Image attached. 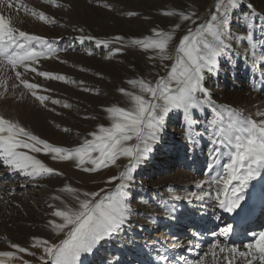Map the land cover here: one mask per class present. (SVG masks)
Returning a JSON list of instances; mask_svg holds the SVG:
<instances>
[{
  "label": "rangeland",
  "instance_id": "obj_1",
  "mask_svg": "<svg viewBox=\"0 0 264 264\" xmlns=\"http://www.w3.org/2000/svg\"><path fill=\"white\" fill-rule=\"evenodd\" d=\"M34 1L23 0V3L33 5L37 11L45 12L56 21L54 24H45L26 14L23 9L20 10L19 29L45 37L55 49V55L51 59H41L40 65L59 64L64 67L63 75L68 74L83 83L81 87L70 85L65 88L67 96L64 102L70 103V107L65 110L67 113L73 112L72 121L60 127L53 123L54 103L50 97L43 105L31 94L25 95L23 99L19 96L10 97V99H14L20 117L22 111L25 115L29 113V120L22 121L25 124L18 118L26 129L54 146L70 149L81 146L85 139H91L90 133L97 131L99 126H110L111 122L107 118L105 108L131 106L128 98L120 92L121 88L135 91L128 84L129 80L144 79L155 82L161 76H166L175 62L176 47L183 35L187 34L189 28L196 29L200 25L210 23L211 17L217 15V6L221 2V0H57V3L63 7H56L44 3L43 0ZM239 4L240 6L236 9L229 10L228 28L233 37L241 39L230 41L231 48L217 58V65L213 71L205 72L203 83L209 90L214 105L224 112L225 117L228 115L225 109L231 108L245 116L260 119L254 114L257 111H264V66L259 61L253 65L250 54L253 43L257 46L258 54L261 51L260 45L264 43V0H239ZM248 4L252 5L251 9L247 7ZM165 11L194 14L196 23L189 21L188 24L178 16H165L163 15ZM253 12L255 13L252 16L253 28L251 29L253 40L250 41L242 38L247 35V17ZM177 23L182 26L175 31L174 39L169 47V54L173 56L172 60L162 62L159 59H151L150 57L155 56L154 52H146L130 43L133 39L152 36L153 29L173 31ZM82 36H91L99 40H113L116 36H122L124 39L119 43L114 41L106 48L103 45L97 46L95 39H85L81 43ZM50 68L54 69L53 66ZM42 71L61 76V73L56 70L42 69ZM76 90H79L80 97L74 96ZM40 92L43 94L38 95L47 96L45 90L41 89ZM62 103L60 102V105ZM0 104H3L2 100ZM72 106L75 108L71 109ZM0 111L4 116L7 113V110ZM7 115L6 118L9 117ZM214 119L215 112L210 106L191 109L187 115L182 109L175 108L163 114L161 130L156 134V140L151 142V150L148 152H152L155 159L151 162L141 161L132 173L133 179L128 182V187L125 189L128 193L127 202L131 206L129 220L118 232L103 240L90 254V258L96 249L104 247L105 255L110 256L109 261L115 264L117 263L115 254L118 249L121 250V257H125L124 251L132 254L128 259L133 255L137 259L146 258L144 255H151L153 264L157 261L162 264L163 261L159 257L162 253L164 254L163 251L168 246L165 241L169 239L167 238L169 235L164 233L167 226L174 224L177 225L178 230H181L185 215L192 212L195 215L199 213L198 219H200L207 214L209 205L216 206L214 200L205 198L200 201L190 195L192 193L199 195L208 190L207 184H204L203 188H198L197 185L203 182L202 178L207 179L210 175L207 166L210 162V152L214 147L211 142ZM189 147H193L195 153L200 156L197 158V166L192 167V157L187 151L184 163L178 166L173 165L177 168L167 171V175H170L178 169L183 170L186 177L178 179L177 184L158 185L162 175L158 177V174H154L160 168L156 166V160L168 155L170 161H177L181 156V149L186 151ZM221 150L226 151V149ZM29 154L40 159L60 175L30 177L22 171L9 172L14 179L19 177L14 181L10 178L3 183L4 186L0 187V251L15 252L10 245L19 244L29 248L36 255L28 256L20 253L17 255L23 256L25 260L30 261V264H40L41 250L31 248L33 238L58 243L63 236L56 235L49 224V221L59 222L52 213L65 204L75 206L71 195L61 192L60 189L70 185L82 192H95L102 188L112 192L119 181L116 184H109L107 181L110 177L118 175L128 161L126 158H121L117 166L95 173H85L75 166L74 161H55L43 152H29ZM224 159L226 161V158ZM0 162L4 163L2 159ZM8 170L10 167L5 165L3 171L8 172ZM21 174H24L22 179ZM193 177L198 180L197 184L194 183ZM260 177L261 175L258 177L259 180L256 178L251 181L249 184L251 186L245 190L244 197L249 192H251L250 195L258 192L261 178H263ZM43 189H49L50 193L43 196L39 193L37 196L31 195L37 191L42 192ZM30 195L34 198L29 199ZM54 196H60L61 199L55 200ZM174 196H181L182 199L175 200ZM245 204L253 208L259 206L258 201L249 205L247 200L243 199L240 207ZM200 222L202 219L197 221V225ZM193 227L194 225L191 228ZM88 254H82L80 264L87 261ZM167 254L170 257V264L179 263L172 259V252ZM183 257L181 254L176 258L182 260ZM96 259L98 261L96 264H100L102 259L99 257ZM0 261L3 264H20L19 261H7L4 258H0ZM207 264H211L210 256ZM237 264H243V261L237 260Z\"/></svg>",
  "mask_w": 264,
  "mask_h": 264
},
{
  "label": "snow or ice",
  "instance_id": "obj_2",
  "mask_svg": "<svg viewBox=\"0 0 264 264\" xmlns=\"http://www.w3.org/2000/svg\"><path fill=\"white\" fill-rule=\"evenodd\" d=\"M44 3L63 7L57 0H43ZM239 0H221L217 6V15L211 17V22L200 25L196 29L189 28L176 47L175 62L166 76L157 81L131 79L128 84L135 91L120 89L122 95L128 98L130 107L109 106L104 109L108 114L110 126H99L97 131L90 133L91 139H85L83 144L75 149L54 146L26 129L18 120L6 118L0 113V159L10 168L22 171L26 176L60 175L48 167L31 153L50 155L55 161H74L75 166L85 173H95L102 169L117 166L121 158L128 163L118 175L109 178L107 183L116 184L112 192L100 189L95 192L81 191L65 186L60 191L71 195L75 206L65 204L57 208L52 215L59 222L49 221L52 230L63 238L58 242L33 238L31 248L41 250L40 264H80L81 256L92 253L103 240L118 232L129 220L131 206L127 202L128 193L125 189L133 179L132 173L137 165L146 158L151 150V142L157 138L162 127L163 114L170 109H182L187 115L191 109L212 107L215 119L212 121L211 142L214 145L210 152V162L207 171L208 178L197 185L208 190L201 194H190L196 200L205 198L214 200L224 212L233 213L240 207L244 192L252 180L264 173V111H257L252 116H245L235 109H225L228 115L218 110L212 101L209 90L204 87L205 72H211L217 65V58L231 48L233 37L228 28L230 9L239 7ZM252 8L251 4L247 5ZM5 9L7 13H5ZM21 9L32 18L45 24L56 21L45 14L23 3V0H0V100L15 98L23 99L31 94L41 105L49 97L38 95L40 86L29 82L25 73L32 72L49 80L69 82L66 77L39 71L36 65L43 58L51 59L55 49L45 37L20 30L14 25L12 10ZM165 16H178L182 21L195 24L194 14L165 11ZM252 15L247 17V35L242 39L253 40ZM177 23L173 31L153 29V35L144 39H133L132 45H137L144 51H152L151 59L160 61L172 60L169 47L174 39L175 31L179 30ZM83 31V29H81ZM94 37H80L81 43ZM124 39L116 36L113 40L95 39L97 46L109 47L114 41L119 43ZM256 44L251 45L250 59L255 65L257 61L264 66V43L260 45L258 54ZM119 51V49H117ZM73 83H75L73 81ZM19 89V93H17ZM59 104L60 101L53 100ZM64 107H70L65 104ZM68 131V129H64ZM134 143H130L133 142ZM24 149L28 151H23ZM221 149H226L222 151ZM226 158V161L225 159ZM90 165V166H88ZM103 193V195H102ZM53 199L60 200V196ZM173 199L181 200V196ZM191 202V200H189ZM174 211V209H173ZM233 232L231 226L223 228L220 235L227 240ZM189 241V244H193ZM13 251H0V258L7 261H19L20 264H30L23 256H35L29 248L12 243ZM246 251L239 247L222 243L216 239L208 251L199 259L186 261V264H207L209 256L211 264H264V232L256 235L253 242L244 245ZM161 261L167 257L161 255ZM0 264H3L0 261Z\"/></svg>",
  "mask_w": 264,
  "mask_h": 264
},
{
  "label": "bare ground",
  "instance_id": "obj_3",
  "mask_svg": "<svg viewBox=\"0 0 264 264\" xmlns=\"http://www.w3.org/2000/svg\"><path fill=\"white\" fill-rule=\"evenodd\" d=\"M14 2H18V0H14ZM24 2H26V1H24ZM27 3H29V2H27ZM26 5H28L30 8H35V7H33V5H30V4H26ZM51 7H49L50 10H53ZM5 13L8 14L6 9H5ZM11 15L13 16L14 25L19 28L21 26L20 11L16 12L15 9H13L11 12ZM22 16H23V14H22ZM23 19H26V18H23ZM184 25H186V24H184ZM49 65L53 66L54 69H51ZM36 67L39 71H42V69L56 70V71L61 73V76L66 77L67 80L69 81V82H64V81L54 80V79L49 80V79H46L44 77L37 76L35 73H30V72L25 73V78L27 80H29V82L36 83L40 86V88L37 90V94H43L42 92H40V90L42 89V90L46 91L45 92L46 95L48 97H50L52 101L58 100L60 102H63L62 105H60V103L54 104V108H53V112H52L53 123L57 124L58 127L66 124V123H70L72 121L71 114L73 112L67 113V111L65 110V108H68V107H64V105L65 104L70 105L69 102H64V101H66L65 96H67V93H66L67 91L65 90V88L69 87L70 85H74V86L76 85L77 87L78 86L81 87V84L83 82L79 79H76V80L73 79L68 74L63 75L64 67H61L59 64H53L52 65L49 63H44V64L40 65V63H38L36 65ZM73 81L75 83H73ZM19 91L20 90L17 89V93H19ZM80 95L81 94H80L79 90H76L74 93V96L80 97ZM17 96H19V95H17ZM2 101H3V104H0V110L1 109L7 110L6 115L7 114L9 115L8 118L14 119V120H18V118H19L21 123H23L22 121L25 122V121L29 120V117H28L29 113H27L25 115V114H23V111H22L21 117H20V115H18L14 99L8 98L7 100H2ZM72 108H75V106H72L71 109ZM6 115H5V117H6ZM23 124H25V123H23ZM78 128L81 129V127H78ZM181 150H182L181 156H179L177 161L176 160L170 161V156H168V155L166 157L159 158L158 161L156 160V166L158 168L160 166V168L158 169V171H155L154 174H158V177L162 175V178L160 180H158L159 181L158 185L164 186V185L177 184L176 182L178 181V179L186 177L185 172L183 170L178 169L175 171V173L170 174V175H167V171L171 170V169L173 170L175 167L177 168L178 165L183 164L184 160H185V158H184L185 153L186 154L188 153L187 151H189V154L192 157V161H191L192 165H193L192 167L197 166V158H200V156L195 153V149H193V147H189L188 149H186V151H184L183 148ZM145 156H146V158L143 160H148L151 162V160L155 159L154 158L155 156L153 155L152 152H150V153L147 152L145 154ZM173 165H177V166H173ZM3 168H5V164L0 162V187L4 186L3 183L5 181L6 182L9 181V179L11 178V175L9 174V172H11V170H14V169L10 168V170H8V172H5V171H3ZM23 176H24V174H21V179L23 178ZM18 177H16L15 179L12 177V179H10V180H13V181L18 180L17 179ZM261 177H263V178H261ZM261 177H260L261 183L259 185L258 192L255 194H251V195H250L251 192H249L244 197V201L247 200V203L249 205L254 201H258L259 202L258 207L253 208L252 206H248L247 204H245L244 206L237 208L239 211L236 210L233 213H227V212H224L222 209H220L216 204V206L214 205L213 207H210L211 205H209V209L206 210L207 214L204 217H201L200 219H198L199 213L195 215V213L192 212L188 216H186L185 223H184L185 228H183L184 230L181 229V231L178 232L177 234L169 235L167 237L169 239L167 241H165L168 243V246H167L168 248H171L176 253H181L182 256H184L183 257L184 259L182 258V260L178 264H186V261H193V260L199 259L200 256H202L204 253H206L208 251L209 247L211 246V244L216 239H220L222 243L234 245V246L239 247L240 250L246 251V249L244 248V245L253 242L254 239L256 238V235H258L260 232H264V224L262 225V223H264V173L261 174ZM189 178L192 179V177H189ZM30 179H32V178H30ZM193 179L195 180L194 183L198 182V180H196V178L193 177ZM202 180L204 181V180H206V178H202ZM257 180H259V178ZM9 186H11V185H9ZM249 186H251V185H249ZM46 190H48V192H46ZM0 193H1V190H0ZM38 193L41 196L48 195L50 193V190L49 189H43L42 192L37 191L36 193H32L31 195L37 196ZM31 195L29 196V199L34 198ZM243 195H245V193ZM0 198H1V196H0ZM210 204H212V203H210ZM249 215H251L254 218V223L244 222L245 219ZM201 219H202V222H200L199 225H197V221H201ZM193 225H194V227L191 228ZM227 226H231L233 228V232L230 234V236L227 240H224L223 236L220 235V232L223 228H225ZM155 236L158 237V235H155ZM189 241H193L194 243L190 245ZM90 254L87 255V261L86 262L83 261L81 264H88L89 263V258L91 256ZM96 255L99 256V254H96ZM96 255H94L92 257L93 260H96V258H97ZM153 263L148 262L147 258H139L136 261V264H153ZM158 264H161V263L158 262Z\"/></svg>",
  "mask_w": 264,
  "mask_h": 264
},
{
  "label": "built area",
  "instance_id": "obj_4",
  "mask_svg": "<svg viewBox=\"0 0 264 264\" xmlns=\"http://www.w3.org/2000/svg\"><path fill=\"white\" fill-rule=\"evenodd\" d=\"M130 255L125 256V257H118L117 263L116 264H128L129 262L131 264H136V256L133 255L130 259H128ZM110 261L107 260V263H109Z\"/></svg>",
  "mask_w": 264,
  "mask_h": 264
}]
</instances>
